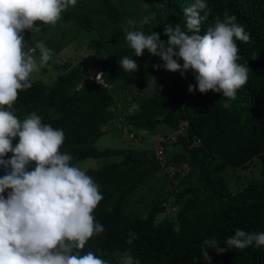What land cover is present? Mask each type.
<instances>
[{"label": "trees", "instance_id": "trees-1", "mask_svg": "<svg viewBox=\"0 0 264 264\" xmlns=\"http://www.w3.org/2000/svg\"><path fill=\"white\" fill-rule=\"evenodd\" d=\"M192 2L77 0L61 13L56 25L37 21L38 27L22 33L26 53L40 40L52 53L75 41L89 52L77 63L78 55L64 57L60 67L54 65L60 71L55 70L46 82L30 77L32 87L19 91L10 109L21 121L35 111L43 124L63 130L61 152L73 157L71 165L113 156L95 168H82L104 197L93 215L105 226V233L94 235L81 254L120 249L130 251L140 264H193L194 257L196 264H204L200 249L205 239L217 237L225 246L223 241L237 228L264 232V0H206L210 14L202 23L201 36L217 15L223 19L225 10L250 33L249 43L237 41V62L247 64L249 73L235 99L211 90L201 93L198 87L189 92V86L197 84L193 71L182 77L163 67L157 70L153 65L164 63L159 57L147 49L137 57L125 40L127 21H136L140 14L141 20L149 17L152 22L139 20L136 30L161 33L167 41L164 26L182 24L183 8ZM125 56L137 62L134 73L120 67L118 60ZM90 63V71L101 70V83L89 80ZM41 72L48 74V69ZM154 75L160 76L162 85L148 90ZM124 119L140 142L145 136L151 138L148 134L168 132L184 122L175 139L165 141V152L168 164L185 162L187 171L171 174L163 169L151 147H96L108 125L116 127ZM16 143L18 138L13 146ZM253 166L256 174L244 176L243 184L230 185L229 168ZM130 230L138 236L131 245L126 243ZM208 252L211 264H264V247L232 248L222 254L209 248ZM104 258L114 264V256Z\"/></svg>", "mask_w": 264, "mask_h": 264}, {"label": "clouds", "instance_id": "clouds-1", "mask_svg": "<svg viewBox=\"0 0 264 264\" xmlns=\"http://www.w3.org/2000/svg\"><path fill=\"white\" fill-rule=\"evenodd\" d=\"M76 4L77 0H0V169L4 171L0 177V264H113V260L104 256H114V264H140L128 250L81 254L94 235L105 233V226L97 223L93 215L104 199L99 185L84 170L70 164L73 160L70 154L61 152L63 130L43 124L42 116L35 111L21 121L10 110L19 91L32 87L31 75L40 71L52 56L43 40L26 53L22 33L38 27L37 21L56 25L61 13ZM209 14L206 0H193L183 8L182 24L164 26L167 41L161 39V33L152 31L146 35L136 30V22L129 19L125 40L135 56H143L147 49L159 57L164 63L153 65L157 70L163 67L182 76L193 71L197 84L190 85L189 92L198 87L201 93L211 90L235 99L237 90L247 83L249 73L247 64L237 62V41L249 43L250 33L235 15L225 10L223 19L217 15L214 24L201 36L202 23ZM151 22L149 17L140 21ZM37 49L39 61L32 55ZM118 63L126 73L138 70L137 62L130 56ZM100 76L97 75V80ZM122 124L119 122L116 128L128 136ZM131 129L135 138L136 131L132 126ZM16 138L18 143L13 146ZM8 153L13 154L11 158H6ZM136 238L130 230L126 243L131 245ZM223 244L217 237L203 241L200 254L204 264L212 261L209 248L222 254L232 248L264 247V232L237 228ZM197 260L194 257L193 264Z\"/></svg>", "mask_w": 264, "mask_h": 264}, {"label": "rangeland", "instance_id": "rangeland-1", "mask_svg": "<svg viewBox=\"0 0 264 264\" xmlns=\"http://www.w3.org/2000/svg\"><path fill=\"white\" fill-rule=\"evenodd\" d=\"M139 15L140 14H137V16L135 17V18H137V20L135 21L136 26H137V22L139 20H141ZM77 46H79V45H77L76 41H75L72 45L67 46L61 52L52 53L50 61L46 65H43L41 67V69L43 67H46V69H48V74L41 75L40 73H42V72L40 69V71L34 72L31 75V78L34 80H43L45 82L48 79H51L56 72L58 73L60 71V68H59L60 63L63 62V58L66 56L75 57V55H78V57L75 59L74 63L79 62L80 58L89 52L84 50V48H83L84 46H79V47H81V49H78ZM33 55L37 59V61H39V52L35 53ZM179 63L181 65H183V62L180 61ZM54 65H57L59 67H55ZM55 70H56V72H55ZM180 75H181V73H180ZM49 77H51V78H49ZM159 78H160L159 75L152 76V78L149 81V84H148L149 86L147 89L152 90L153 88L162 85L159 81ZM141 96H143V95L141 94ZM107 128L108 129L96 139V141H95L96 147H98V148H127V147L141 148V147H152L153 146L152 138H150L149 136L143 137L144 139L140 142V140H138L136 138H132V139L128 138V136L125 133L121 132L116 127H113L112 124L108 125ZM148 135H150V134H148ZM112 159H113V156H102V157H98V158H87L85 160H82L80 162L75 163L74 165L79 167L80 169H82L84 167L95 168V167L101 165L102 163L110 161ZM255 171H256L255 166H253V168L249 167V169H247V168L243 169L241 167H238V168L231 167L228 169V171L226 173H227V178L230 181V185L233 186L236 182H238L239 184H243L245 181L244 176H249L250 174H256ZM142 198H144L146 200L147 197L142 196Z\"/></svg>", "mask_w": 264, "mask_h": 264}, {"label": "built area", "instance_id": "built-area-1", "mask_svg": "<svg viewBox=\"0 0 264 264\" xmlns=\"http://www.w3.org/2000/svg\"><path fill=\"white\" fill-rule=\"evenodd\" d=\"M92 66V63L88 65L86 68V73L91 81H94L96 83H101L102 80V72L101 70H97L95 73L90 71V67ZM101 74L100 80H97V75ZM184 123V122H183ZM183 123L179 124L178 128L172 130L171 133H157L155 136H151L152 141H153V148H154V153L158 161L160 162V165L163 167V169L170 171L171 174L176 173L177 171L183 173L184 171H187L188 166L186 163H182L181 165H176V164H168L167 163V155L165 152V141H169L170 138H175L176 134H179L182 131L183 128ZM186 123V122H185ZM122 129L124 132L128 134L129 138L134 137V132L131 129V125L127 122L122 124ZM184 169V170H182Z\"/></svg>", "mask_w": 264, "mask_h": 264}]
</instances>
